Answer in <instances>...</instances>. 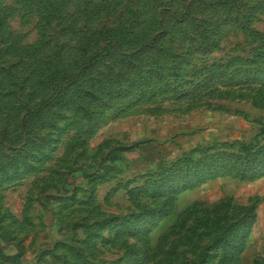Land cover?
Listing matches in <instances>:
<instances>
[{"label":"rangeland","instance_id":"obj_1","mask_svg":"<svg viewBox=\"0 0 264 264\" xmlns=\"http://www.w3.org/2000/svg\"><path fill=\"white\" fill-rule=\"evenodd\" d=\"M0 264H264V0H0Z\"/></svg>","mask_w":264,"mask_h":264}]
</instances>
